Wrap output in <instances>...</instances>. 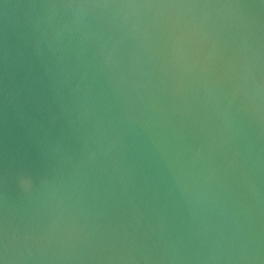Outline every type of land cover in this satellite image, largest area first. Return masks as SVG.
<instances>
[{
  "label": "water",
  "instance_id": "95a60500",
  "mask_svg": "<svg viewBox=\"0 0 264 264\" xmlns=\"http://www.w3.org/2000/svg\"><path fill=\"white\" fill-rule=\"evenodd\" d=\"M0 264H264V0H0Z\"/></svg>",
  "mask_w": 264,
  "mask_h": 264
}]
</instances>
